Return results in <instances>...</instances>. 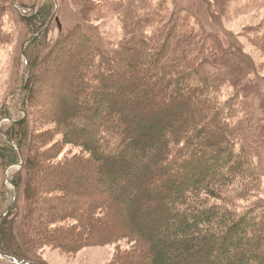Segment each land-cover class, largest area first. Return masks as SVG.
<instances>
[{
	"label": "trees",
	"instance_id": "trees-1",
	"mask_svg": "<svg viewBox=\"0 0 264 264\" xmlns=\"http://www.w3.org/2000/svg\"><path fill=\"white\" fill-rule=\"evenodd\" d=\"M35 9L24 14V20L33 36L46 32L26 50L30 81L26 76L20 96L24 115L14 117L7 104L2 112L13 122L5 129L7 135L2 133L0 167L6 173L14 165H21V170L12 178L16 195L8 210L16 201L15 205L0 222V257L6 255L16 264H26L22 260L47 264L32 255L37 233L43 239L57 235L77 246L126 239L133 243L107 264H264V212H241L231 202H213L224 200L226 190L235 184L254 187L261 179L253 154L237 148L241 134L233 122L237 105L231 103L237 98L224 101L225 73L209 68L226 69L231 63L233 69L237 64V56L232 58L227 50L223 29L214 23L208 33L205 25L193 24L191 16L181 14L175 22L161 25L159 8L145 20L153 32L144 36L114 43L82 23L45 55L35 45L50 32L58 10L55 1ZM259 43L264 47V41ZM237 54L245 57L241 51ZM74 66L81 71L74 72ZM241 72L230 70L235 83L242 80ZM48 88L64 93L58 105L60 118L50 112L51 119L63 126L66 142L81 144L93 161L84 163L83 156L75 160L78 155L73 160H47L56 154L47 150L43 154L32 142V109ZM93 162L99 168V188L109 201L101 204L99 197L97 206L74 214L71 226L66 218L49 217L45 229H37V219L45 214L36 215L34 205L69 195L59 186H49L50 177L69 171L77 184ZM218 167V175L208 176ZM51 187L53 194L41 192ZM21 192L32 209L23 242L11 218ZM86 213L87 220H93V233L87 229ZM132 217L134 221H128ZM109 220H115L120 232L111 235L108 225L98 228ZM52 221L66 223L59 228Z\"/></svg>",
	"mask_w": 264,
	"mask_h": 264
},
{
	"label": "rangeland",
	"instance_id": "rangeland-1",
	"mask_svg": "<svg viewBox=\"0 0 264 264\" xmlns=\"http://www.w3.org/2000/svg\"><path fill=\"white\" fill-rule=\"evenodd\" d=\"M12 1L16 2L13 4ZM56 2L58 18L51 24V30L38 45L41 52L46 55L49 47L57 41L65 39L71 31L78 25L88 24L93 26L95 34L103 35L107 41L119 43L124 39H133L135 36H144L147 31L153 32L149 26L148 16L157 12L159 8L161 25L168 23L169 20L175 22L179 15L183 17L191 16L190 20L198 26H206L207 32H210L212 24L217 23L223 29V37L226 40L229 53L236 59V65L231 69L232 64H225L224 67L216 69L213 66L209 68L216 72L225 73L224 101L227 102L236 97L237 101H231L237 110L236 118L233 122L240 131L238 150L246 148L253 154L255 164L261 175V179L254 187H247L238 183L226 190L227 196L222 199H213V202L229 204L230 202L241 212L256 210L257 214H263L264 206V47L259 41H264V0H53ZM52 0H0V148L4 146L2 137L3 128L8 130L13 122L2 114L5 104L12 107V114L18 118L24 115L22 111L21 94L24 95V85H26V72L28 57L26 55V42L33 36L29 29L24 14H30L38 6L53 2ZM18 5V6H17ZM56 10V11H57ZM96 10V11H95ZM36 11V9L34 10ZM164 15V16H163ZM168 18L164 19L165 16ZM178 17V18H177ZM177 18V19H176ZM200 24V25H199ZM230 39L237 43L233 46ZM258 42H255L257 41ZM29 46V45H28ZM39 50V51H40ZM244 53V58H238V52ZM33 53V49L31 50ZM243 57V56H242ZM238 58V59H237ZM105 62V61H103ZM239 63V64H238ZM251 64V65H250ZM253 64V66H252ZM62 66V64H61ZM247 67V74L245 68ZM115 68V65H114ZM112 69V67H110ZM46 68L44 67V71ZM81 71L80 66H74L73 71ZM113 70V69H112ZM231 72L242 70L241 81L235 83ZM255 71V72H254ZM254 72V73H251ZM239 78V79H240ZM237 79V80H239ZM68 80V81H67ZM68 85L69 81L67 77ZM73 80V79H71ZM28 83V82H27ZM69 95V94H68ZM64 93L59 94L56 90L49 89L37 96L32 109V123L34 137L32 142L38 146V151L45 154L46 150L50 154H56V157H47V160L60 161L61 159H71L78 155L83 156L84 163L91 160L92 156L81 144L67 143L63 126L55 123L50 116L54 112L59 117L58 105L63 101ZM229 104V102H228ZM230 107V105H228ZM60 118V117H59ZM4 136V134H3ZM159 135H156V139ZM32 145V144H31ZM28 147V151L30 152ZM55 158V159H54ZM71 159V160H73ZM87 159V160H86ZM79 163L80 161H75ZM46 163H50L47 161ZM83 170L84 177L77 182H73L75 177L69 171H62V174L51 176L49 186H59L65 189L69 195L58 201H51L45 206L35 204V210L39 211L36 215L45 214V217L38 218L37 229H45L46 218L53 217L66 218L71 226L74 223V214L83 211L88 205L95 207L99 203L109 201V195L99 188L100 181L97 179L99 168L93 162ZM21 170V165H16L7 173L0 167V212L15 200L16 186L9 182V178L15 177ZM220 172V167L208 172V176L214 177ZM218 173V174H217ZM6 174V175H5ZM46 188V187H45ZM44 190L46 191V189ZM51 187L47 193L42 189L46 196L52 193ZM180 186L174 188L180 190ZM256 189V191H251ZM61 190V191H62ZM60 191V192H61ZM50 192V193H49ZM59 192V193H60ZM58 194V193H57ZM55 195V194H54ZM20 202L12 215L16 232L23 242V233H26V217L30 215L31 202L25 192L20 194ZM100 198V202L97 203ZM97 199V200H95ZM107 203V202H106ZM44 207V208H43ZM42 213H40V211ZM36 211V212H37ZM90 213V212H89ZM36 217V216H35ZM54 219V220H55ZM89 232L93 233V220H87V213L84 217ZM128 221H134L132 217ZM63 225L62 221H52ZM250 223V220L246 221ZM108 225L107 232L111 235L120 232L115 226V220H109L104 227ZM42 227V228H41ZM55 229V228H53ZM60 231V229L58 230ZM157 232V231H155ZM64 234L70 235L63 230ZM62 233V235H63ZM101 233V232H98ZM103 234L105 232H102ZM105 233L104 235H106ZM109 234V235H110ZM53 235V234H52ZM110 235V236H111ZM38 236V237H37ZM66 235H63L65 237ZM76 237L78 235H75ZM36 242L34 246L35 259L42 260L47 264H107L114 260L118 252L123 249L132 248L133 243L129 240L112 243H92L86 246H77L68 239L63 240L57 235L48 239H43L36 233ZM32 257V258H34ZM14 260L5 255L0 257V264H16Z\"/></svg>",
	"mask_w": 264,
	"mask_h": 264
},
{
	"label": "water",
	"instance_id": "water-1",
	"mask_svg": "<svg viewBox=\"0 0 264 264\" xmlns=\"http://www.w3.org/2000/svg\"><path fill=\"white\" fill-rule=\"evenodd\" d=\"M14 3L16 4L15 1H14ZM17 6H18V5H17ZM57 14H58V11H57V13H56V16H57ZM56 16L54 17V19L56 18ZM54 19H53V21H54ZM44 32H46V30H44L43 32H41V33H39V34H36V35L32 36V37L26 42V46H25L26 50H27L28 45H29L33 40L37 39L40 35H42ZM25 53H26V52H25ZM29 81H30V77L28 78V83H29ZM1 130H2V133H4V134L7 135L5 129L3 128V125L1 126ZM8 138H9V140H10L11 142H14V140H13L11 137L8 136ZM14 166H16V165H14ZM14 166H13V167H14ZM10 171H11V168H10ZM8 180H9V182H10L11 184H13L12 179L9 178ZM15 202H16V201H15ZM15 202L12 204V206L9 208V210H8L7 212H5V213L1 216V218H0V222L2 221V219H3L4 217H6V216L9 214V211L13 208V206L15 205ZM22 261H23L24 263H26V264H32L31 262H29V261H27V260H22Z\"/></svg>",
	"mask_w": 264,
	"mask_h": 264
}]
</instances>
